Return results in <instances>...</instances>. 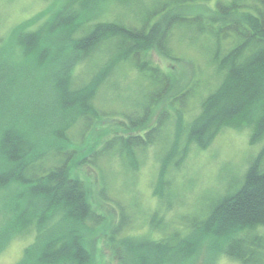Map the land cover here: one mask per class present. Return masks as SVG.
<instances>
[{"label":"trees","instance_id":"obj_1","mask_svg":"<svg viewBox=\"0 0 264 264\" xmlns=\"http://www.w3.org/2000/svg\"><path fill=\"white\" fill-rule=\"evenodd\" d=\"M109 1L116 0L64 3L49 16L40 14L17 26L0 46V252L11 240L32 234L34 241L15 264H99L94 243L105 218L74 175L79 152L68 134L80 122L81 130L91 129L102 116L97 94L116 64L125 60L136 62L155 84L142 113L153 101L168 99L161 117L181 121L173 130L172 148L158 152L160 198L167 193L170 164L178 168L192 145L206 148L229 128L250 131L251 143L262 145L240 186L216 202L207 218H178L183 231L168 223L174 229L165 234L166 225L153 218L155 228L163 230L160 238L141 234L118 240L127 222L121 213L109 239L118 243L119 264H199L203 258L204 264H212L221 254L242 264H264V235L256 232L264 228V0H217L208 17L188 16L178 3L172 12V1L179 0H168L140 18V27L102 18ZM158 13L161 18H153ZM40 20L36 30L30 28ZM182 25L196 31L188 36L191 43L201 35L208 42L202 47L208 60L206 80L213 81L208 91H201L195 64L185 69L181 82L143 58L149 49L169 57L172 29ZM102 44L108 62L79 82L77 66L93 60ZM197 94L206 95L202 109L185 124L182 107ZM126 117L131 121L133 116ZM163 124L160 119L159 127ZM116 146L135 165V149L144 151L147 139L116 136L104 148ZM86 158L78 163L96 165Z\"/></svg>","mask_w":264,"mask_h":264},{"label":"rangeland","instance_id":"obj_2","mask_svg":"<svg viewBox=\"0 0 264 264\" xmlns=\"http://www.w3.org/2000/svg\"><path fill=\"white\" fill-rule=\"evenodd\" d=\"M71 1L0 0V46L6 43L14 29L16 30V27L23 22L38 18L40 14L49 16L62 4ZM166 1L168 0L109 1L102 18L140 27L142 21L140 18L145 19L150 13L160 10ZM172 2L170 8L178 3V7H186L188 16L199 14L208 17L216 7L217 0ZM245 6L252 5L245 4ZM178 7L175 6L172 12H176ZM153 18H161V14ZM43 21L36 22L30 28L36 30ZM195 33L196 31L192 29L187 31L183 25L175 26L169 40L170 56L166 57L158 50L149 49L147 53L144 52L143 58L149 59L153 65L180 79L181 82L183 79L181 75L185 74V69L195 64L199 74L198 80L201 81V91L205 92L209 90V85L213 84L210 80L207 83L204 72L208 60L202 53V47L206 48L208 42L201 35L194 44L191 43L188 36L193 37ZM103 50L106 51V57ZM107 50L106 44H102L93 60L77 66L75 73L80 78L79 82L86 81L106 65ZM153 86L155 84L148 72L142 73L136 62L119 61L113 69L111 78L97 94L96 106L102 116L95 120L91 129L81 130L80 122L79 126L68 134L79 152L77 163L85 156L91 164L92 161L97 162L95 166L76 163L74 175L84 182L91 204L105 218L101 233L97 235L98 240L94 243V256L99 264H119L120 255L115 249L118 243L109 239L112 229L122 219L121 213H124L127 222L123 230H120L118 240L128 235L141 234H149L154 239L160 238L163 230L161 227L155 228L157 225L152 224L153 218L158 223L166 225L165 234L174 229L168 223L179 225L183 231V223L176 222L178 218L184 215L196 216V214L201 215V219L207 218L216 202L226 196L232 188L236 189L240 186L250 161L258 154L262 145L251 143L250 131L232 128L221 130L206 148L199 149L192 145L187 158L178 168L175 169L170 164L167 193L164 198H160L158 193L160 186L157 180L160 178L161 163L158 160V152L172 148L169 142L175 126L177 127L181 121L179 122L178 117L172 118L170 115H167L166 119L161 117L168 99L153 101L156 104L147 114L142 113L140 108L143 109L148 99L147 93L151 94ZM205 96V94H197L187 100L186 107H182V120L185 124L191 118L190 114L197 115L200 112L201 102ZM136 112L141 113L133 114ZM126 115L133 116L132 120L130 121ZM160 119L164 121L161 128ZM133 135H141L147 139V147L144 151L135 149L137 154L135 165H130L132 161L122 152L120 146L112 150L104 148L113 137L129 138ZM256 232L264 235V228L259 227ZM33 241L32 234L11 240L5 250L0 252V264L17 263L23 257L25 248ZM199 264H204V258ZM212 264L242 263L221 254Z\"/></svg>","mask_w":264,"mask_h":264}]
</instances>
